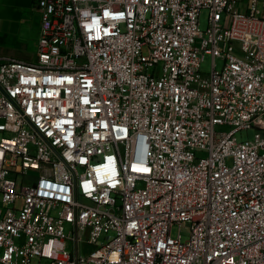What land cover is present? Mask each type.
Wrapping results in <instances>:
<instances>
[{
	"label": "built area",
	"instance_id": "built-area-1",
	"mask_svg": "<svg viewBox=\"0 0 264 264\" xmlns=\"http://www.w3.org/2000/svg\"><path fill=\"white\" fill-rule=\"evenodd\" d=\"M35 3L36 60L0 63V264H264V0Z\"/></svg>",
	"mask_w": 264,
	"mask_h": 264
},
{
	"label": "crops",
	"instance_id": "crops-1",
	"mask_svg": "<svg viewBox=\"0 0 264 264\" xmlns=\"http://www.w3.org/2000/svg\"><path fill=\"white\" fill-rule=\"evenodd\" d=\"M40 14L35 0H0V63L15 59L33 62L37 57ZM19 46L12 54L8 50ZM264 125V117L259 120Z\"/></svg>",
	"mask_w": 264,
	"mask_h": 264
},
{
	"label": "rangeland",
	"instance_id": "rangeland-1",
	"mask_svg": "<svg viewBox=\"0 0 264 264\" xmlns=\"http://www.w3.org/2000/svg\"><path fill=\"white\" fill-rule=\"evenodd\" d=\"M246 3V2H245ZM246 6L247 4L243 5L242 2L240 3V10L242 11H246ZM200 25L202 29H205L208 25V9H203L202 13H201V17H200ZM20 49L19 46H15L11 49L8 48V50L10 52H8L9 54H12L14 51H18ZM212 62H213V56L209 53H205L202 63H201V70L204 72H210L212 70ZM223 61L221 59H217V65L218 67L222 66ZM254 132H255V128H250L248 130H242L239 131L237 133V138L239 140H243V139H247V138H252L254 136ZM31 174H37L38 173V169H31L29 171ZM20 205V203H19ZM0 206H8L7 204H4L1 199H0ZM70 229V225L67 224L66 226V231L68 232ZM182 230V234H183V239H187L189 236V230L190 227L188 226V223H183V224H179V223H174L172 226V235L173 237H177L179 231ZM106 238V233H103L99 239L100 241H104ZM32 264H48V260L47 259H34Z\"/></svg>",
	"mask_w": 264,
	"mask_h": 264
}]
</instances>
